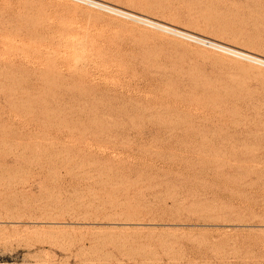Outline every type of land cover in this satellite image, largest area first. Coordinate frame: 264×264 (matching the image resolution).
<instances>
[{
	"label": "rangeland",
	"instance_id": "rangeland-1",
	"mask_svg": "<svg viewBox=\"0 0 264 264\" xmlns=\"http://www.w3.org/2000/svg\"><path fill=\"white\" fill-rule=\"evenodd\" d=\"M98 1L264 57V0ZM0 264H264V68L0 0Z\"/></svg>",
	"mask_w": 264,
	"mask_h": 264
},
{
	"label": "bare ground",
	"instance_id": "bare-ground-1",
	"mask_svg": "<svg viewBox=\"0 0 264 264\" xmlns=\"http://www.w3.org/2000/svg\"><path fill=\"white\" fill-rule=\"evenodd\" d=\"M94 3H97V4H100V5H104L105 6V4H103L102 2H100V1H98V0H92V2H91V4H93L94 6H96L98 9H102V10H106V11H108L109 13L111 12V13H118V14H122V15H125V16H127V17H129L130 19H132L133 21H136V23H140V24H144V25H147V26H152V27H154V28H157V29H159V30H161V31H163V32H166V33H170V34H178V33H175V32H171V31H167V30H164L163 28H159V27H157V26H155L154 24H152V23H148V22H143V21H139V20H136V19H134V18H132V17H136V16H139V17H141V15H138V14H136V13H133V12H130V11H126V10H123V9H121V8H118V7H112V9H109V8H105V7H102V6H99V5H96V4H94ZM107 6V5H106ZM141 18H144V17H141ZM144 19H147V18H144ZM148 20H150V19H148ZM155 23H157V22H155ZM161 24H163V23H161ZM164 25V24H163ZM165 26V25H164ZM166 26H168V25H166ZM168 27H171V26H168ZM171 28H174V27H171ZM211 28V27H210ZM174 29H177V30H179V31H182V32H186V31H183V30H181V29H178V28H174ZM192 34V33H191ZM178 35H180V34H178ZM181 36H183V35H181ZM183 37H185V36H183ZM201 37V36H200ZM185 38H188V37H185ZM201 38H203V40H206V41H202L203 43H205V42H207V41H211V42H214V43H217L218 45H219V47H220V49L221 50H223L224 52H226V54H227V56H231L232 58H236V59H241V60H248L249 62H252V63H254V64H256V65H259V66H262V65H264V57H260V56H257V55H254V54H252V53H250V52H247V51H244V50H242V51H240V50H238L237 48H234V47H232V46H230V45H227V44H223V43H221V42H216V41H213L212 39L210 40V39H207V38H204V37H201ZM252 46V45H251ZM221 47H224V48H226V49H223V48H221ZM230 50V51H229ZM233 51H235V52H242V53H244V55L245 56H242V55H240V54H237V53H235V52H233ZM238 110V109H237ZM240 112V111H239ZM238 113H237V111H236V113H235V115L236 116H238L237 115ZM234 115V116H235ZM243 115H244V113H243ZM242 115V117L240 116V113H239V116H238V119H240L241 118V120H242V118L245 116H243ZM235 116V117H236ZM246 117V116H245ZM237 118V117H236ZM245 119H247V118H245ZM235 120H237V119H235ZM217 218V217H216ZM10 221V220H9ZM53 221V220H52ZM87 221V220H86ZM109 221V220H108ZM220 221V220H219ZM13 222H15V221H13ZM44 222H45V220H44ZM46 222H47V220H46ZM49 222H51V221H49ZM89 222V221H88ZM103 222V221H102ZM110 222V221H109ZM117 222H119V221H117ZM129 222V221H128ZM233 222V221H232ZM19 223V222H18ZM58 223V222H57ZM56 223V224H57ZM6 224V223H5ZM24 224V223H23ZM31 224V223H30ZM45 224V223H44ZM47 224V223H46ZM53 224V223H52ZM58 224H60V223H58ZM57 224V227H59V225ZM83 224V223H82ZM91 224V223H90ZM122 224V223H121ZM128 224V223H127ZM49 225H51V223H49ZM55 225V224H54ZM68 225V224H67ZM99 225H101V224H99ZM118 225V224H117ZM138 225V224H137ZM64 226L65 225H63V228H64ZM147 226V225H146ZM120 227V226H119ZM27 228V227H26ZM55 228V227H54ZM60 228V227H59ZM61 228H62V226H61Z\"/></svg>",
	"mask_w": 264,
	"mask_h": 264
},
{
	"label": "built area",
	"instance_id": "built-area-1",
	"mask_svg": "<svg viewBox=\"0 0 264 264\" xmlns=\"http://www.w3.org/2000/svg\"><path fill=\"white\" fill-rule=\"evenodd\" d=\"M67 1H70V2H73V3H76V4H79V5H82V6H85V7H88V8H91V9H96V10H100V11H103V12H106L108 14H111L113 16H116V17H119V18H123L125 20H129V21H133L132 19H130L129 17L125 16V15H122V14H118V13H109L108 11L106 10H102V9H98L96 6H94L93 4H91L92 0H67ZM133 22H136V21H133ZM140 24V23H138ZM141 25H144V24H141ZM146 27H150V28H153V29H156V30H159L157 28H154L152 26H147V25H144ZM161 31V30H159ZM163 32V31H161ZM163 33H166V32H163ZM166 34H169V35H172V36H175L177 38H180L184 41H187V42H190L192 44H195V45H198V46H201L205 49H208V50H211V51H215V52H218V53H221V54H224L227 56L226 52H224L223 50L220 49L219 45L217 43H214V42H211V41H207L205 43H203L201 40H195V39H191V38H185L181 35H178V34H170V33H166ZM229 57H231L229 55ZM247 62H249L248 60H245ZM252 63V62H250ZM254 64V63H252ZM256 65V64H255ZM259 66V65H257ZM260 67H263L264 68V65L260 66Z\"/></svg>",
	"mask_w": 264,
	"mask_h": 264
}]
</instances>
